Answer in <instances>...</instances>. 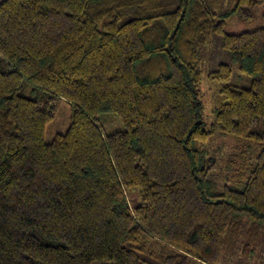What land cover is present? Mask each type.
Here are the masks:
<instances>
[{
  "label": "trees",
  "instance_id": "obj_1",
  "mask_svg": "<svg viewBox=\"0 0 264 264\" xmlns=\"http://www.w3.org/2000/svg\"><path fill=\"white\" fill-rule=\"evenodd\" d=\"M259 7L264 20V0H0V264H253L264 25L227 24ZM213 37L228 61L207 123ZM61 102L68 126L47 142ZM106 113L125 131L104 134ZM217 136L234 137L226 160Z\"/></svg>",
  "mask_w": 264,
  "mask_h": 264
},
{
  "label": "rangeland",
  "instance_id": "obj_2",
  "mask_svg": "<svg viewBox=\"0 0 264 264\" xmlns=\"http://www.w3.org/2000/svg\"><path fill=\"white\" fill-rule=\"evenodd\" d=\"M262 7L256 10V18L253 22H242L237 17L230 20L227 24V31L229 33H241L244 31L253 30L257 27L264 25V20L261 18ZM212 44L210 46V53L208 55V61L204 63L202 69V83H201V95L204 102V114L203 119L205 122L209 123L213 120L214 108L217 106V92L221 89V84H216L209 79L211 73L217 70L219 64L228 61V56L222 49L221 39L218 37H213ZM235 72L238 73V68H234ZM231 84L239 85L241 84L237 79H233ZM22 95L30 97L32 95V87L26 84L23 88ZM70 115V106L65 102H61L59 110L56 115L54 122L49 124L45 139L47 142L52 141L57 133H62L66 130L68 126V118ZM99 123L102 127L104 134H111L117 131H125V126L118 116L110 113L103 114ZM212 143L211 149L214 155L218 156L222 160H226L228 156L231 155V151L234 150L235 141L234 137L226 136L225 138H220L217 136ZM136 202L134 205L140 203L138 194H134L132 197ZM253 264H264V249H261L260 254L256 258Z\"/></svg>",
  "mask_w": 264,
  "mask_h": 264
}]
</instances>
